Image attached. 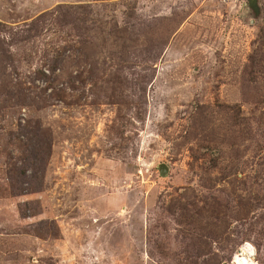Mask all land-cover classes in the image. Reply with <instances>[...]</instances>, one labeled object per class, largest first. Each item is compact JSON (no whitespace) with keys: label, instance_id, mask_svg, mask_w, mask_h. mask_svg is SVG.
Segmentation results:
<instances>
[{"label":"rangeland","instance_id":"374dc122","mask_svg":"<svg viewBox=\"0 0 264 264\" xmlns=\"http://www.w3.org/2000/svg\"><path fill=\"white\" fill-rule=\"evenodd\" d=\"M0 39V264H264V0H0Z\"/></svg>","mask_w":264,"mask_h":264},{"label":"trees","instance_id":"16d2710c","mask_svg":"<svg viewBox=\"0 0 264 264\" xmlns=\"http://www.w3.org/2000/svg\"><path fill=\"white\" fill-rule=\"evenodd\" d=\"M1 41V39H0ZM83 43L81 44L80 51L83 52ZM2 45L0 44V52L2 51ZM60 54L53 58L52 62L53 64H59L63 61V55L65 54L63 51L59 52ZM51 73H54V69L51 70ZM36 79H44L48 82L52 81V76L48 75L44 70L40 69V71L36 72ZM13 88L18 89V95L19 96H26L25 88L23 85L22 80H17L13 83ZM29 98V95L25 99ZM15 99V98H14ZM25 99L18 98L16 101L19 102L21 105L22 102H25ZM49 131L45 128H43L37 121L33 120H27L26 123L22 126V137L26 138V141H24L23 145L25 146V154H26V160H24V164L27 166L26 168H34L37 169V162L39 160V157L44 159L48 155V148L42 147L40 145V139H46L49 135ZM13 171V169H10V172ZM15 172V171H14ZM18 174V173H17ZM26 172L22 169L21 172L18 174L19 177L21 175H25ZM36 191V190H35ZM24 191H20V193H23ZM14 195H16L14 193Z\"/></svg>","mask_w":264,"mask_h":264},{"label":"bare ground","instance_id":"6f19581e","mask_svg":"<svg viewBox=\"0 0 264 264\" xmlns=\"http://www.w3.org/2000/svg\"><path fill=\"white\" fill-rule=\"evenodd\" d=\"M242 251H243V253L236 257L237 261L240 264H247L246 258L244 256L245 255H250L252 253V251H253V247H252L251 244L246 242V244H244V247H243Z\"/></svg>","mask_w":264,"mask_h":264},{"label":"water","instance_id":"95a60500","mask_svg":"<svg viewBox=\"0 0 264 264\" xmlns=\"http://www.w3.org/2000/svg\"><path fill=\"white\" fill-rule=\"evenodd\" d=\"M158 168H159L160 173L163 176L166 175L168 173V171H169L168 166L166 164H164V163L159 164V167Z\"/></svg>","mask_w":264,"mask_h":264}]
</instances>
